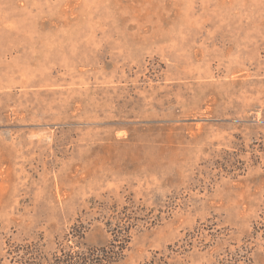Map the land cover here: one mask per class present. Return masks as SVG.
Instances as JSON below:
<instances>
[{"label": "rangeland", "instance_id": "1", "mask_svg": "<svg viewBox=\"0 0 264 264\" xmlns=\"http://www.w3.org/2000/svg\"><path fill=\"white\" fill-rule=\"evenodd\" d=\"M74 223L264 264V0H0V264Z\"/></svg>", "mask_w": 264, "mask_h": 264}, {"label": "trees", "instance_id": "2", "mask_svg": "<svg viewBox=\"0 0 264 264\" xmlns=\"http://www.w3.org/2000/svg\"><path fill=\"white\" fill-rule=\"evenodd\" d=\"M87 230L81 224H72L51 252L45 251L42 243L31 241L8 243L6 253L17 264H113L123 259L130 241L127 226L109 229L111 237L105 244H88ZM155 263L153 258L140 264Z\"/></svg>", "mask_w": 264, "mask_h": 264}]
</instances>
